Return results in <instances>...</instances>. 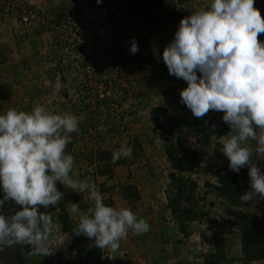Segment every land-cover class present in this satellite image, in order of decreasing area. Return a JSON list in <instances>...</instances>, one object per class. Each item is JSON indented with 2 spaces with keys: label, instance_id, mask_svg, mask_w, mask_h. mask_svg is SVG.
<instances>
[{
  "label": "rangeland",
  "instance_id": "obj_1",
  "mask_svg": "<svg viewBox=\"0 0 264 264\" xmlns=\"http://www.w3.org/2000/svg\"><path fill=\"white\" fill-rule=\"evenodd\" d=\"M103 1L29 0L45 22L28 24V70L25 65L0 64V112L30 111L43 104L56 113L75 114L79 130L66 146L74 157L71 174L95 183L106 204L131 208L150 230L141 235L130 230L116 251L96 247L73 233L78 217L70 212V202L86 211L92 206L88 194L58 182L63 200L39 208L61 225L50 239L53 254L31 256V248L24 245L5 249L0 258L4 264H264V258L244 256L238 225L240 214L260 216L264 204L255 199L232 204L216 188L219 174L232 171L221 144L230 129L220 133L213 126L206 144L186 131L176 136L184 146L204 152L201 164L185 172L196 186L184 205L198 214L182 230L169 207V174L175 166L166 156L162 135L153 130L154 117L167 103L165 91L170 86L181 90L187 82L169 75L162 52L180 20L207 0H114L109 9L102 7ZM131 38L138 43L135 54L129 51ZM5 47L8 35L0 32L3 61L9 51ZM185 113L193 116L188 108ZM222 115L209 111L198 120L216 124L223 122ZM121 143L133 148L132 157L113 162L112 153ZM256 163L264 171V160ZM237 175L243 195L250 190L248 167ZM19 208L8 202L2 211L10 214Z\"/></svg>",
  "mask_w": 264,
  "mask_h": 264
},
{
  "label": "clouds",
  "instance_id": "obj_2",
  "mask_svg": "<svg viewBox=\"0 0 264 264\" xmlns=\"http://www.w3.org/2000/svg\"><path fill=\"white\" fill-rule=\"evenodd\" d=\"M254 5L255 0H207L180 20L162 52L169 75L187 82L180 99L192 115L223 113L230 128L221 140L228 166L236 173L248 167L250 190L240 196L242 204L264 199V171L256 163L264 160V41L258 40L264 33V17ZM130 44L129 51L135 54L139 50L135 38ZM154 55L159 58L160 53L154 49ZM60 87L57 78L56 88ZM78 130L75 114L56 113L43 104L30 111L0 112V253L27 245L31 256L53 254L50 239L61 225L39 208L63 200L57 182L88 194L92 206L86 211L70 202V212L78 217L73 233L86 236L96 247L116 251L130 230L134 235L150 230L146 219L131 208L106 204L95 183L73 177L74 157L66 146ZM132 153L131 146L121 143L112 160L131 158ZM8 202L19 205V210L2 211Z\"/></svg>",
  "mask_w": 264,
  "mask_h": 264
},
{
  "label": "trees",
  "instance_id": "obj_3",
  "mask_svg": "<svg viewBox=\"0 0 264 264\" xmlns=\"http://www.w3.org/2000/svg\"><path fill=\"white\" fill-rule=\"evenodd\" d=\"M114 0H104L102 7L109 9ZM257 7L264 17V0H255ZM258 40L264 41V33L258 36ZM165 95L167 103L159 108V114L154 117L153 130L162 135L165 142V153L168 160L175 166V171L169 174L170 185L168 200L171 212L179 222L180 229H184L188 220L197 217L198 212L193 208L186 207L184 203L191 201L196 183L190 182L185 172L194 170L201 164L204 152L198 148L186 147L176 139L185 131L196 137L201 144H206L213 126H218L219 132L223 133L230 128L224 122L216 124L201 122L198 118L185 113L187 107L181 102L180 89L170 86ZM164 117V119L161 118ZM58 183V182H57ZM216 188L220 194L226 197L232 204L242 196L243 186L238 180V175L233 171H225L218 176ZM264 204V199L257 200ZM238 225L242 230V253L246 258H264V210L259 216L254 213H243L238 216Z\"/></svg>",
  "mask_w": 264,
  "mask_h": 264
},
{
  "label": "crops",
  "instance_id": "obj_4",
  "mask_svg": "<svg viewBox=\"0 0 264 264\" xmlns=\"http://www.w3.org/2000/svg\"><path fill=\"white\" fill-rule=\"evenodd\" d=\"M29 29L28 24H24L16 20H0V32L6 33L9 41V47H5L6 49L9 48V51L6 50L8 55L6 61H3L4 55L0 50V64H7L11 66L25 65L28 70Z\"/></svg>",
  "mask_w": 264,
  "mask_h": 264
},
{
  "label": "built area",
  "instance_id": "obj_5",
  "mask_svg": "<svg viewBox=\"0 0 264 264\" xmlns=\"http://www.w3.org/2000/svg\"><path fill=\"white\" fill-rule=\"evenodd\" d=\"M0 18L12 19L24 24L45 22L39 10L29 0H0Z\"/></svg>",
  "mask_w": 264,
  "mask_h": 264
}]
</instances>
